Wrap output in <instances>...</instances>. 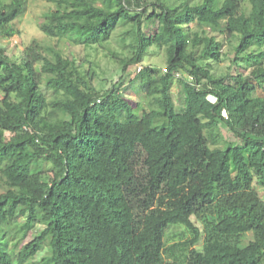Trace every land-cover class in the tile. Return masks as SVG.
I'll return each mask as SVG.
<instances>
[{
  "label": "trees",
  "instance_id": "1",
  "mask_svg": "<svg viewBox=\"0 0 264 264\" xmlns=\"http://www.w3.org/2000/svg\"><path fill=\"white\" fill-rule=\"evenodd\" d=\"M50 1L49 39L128 53L111 50L120 79L105 88L55 46L0 48V264H181L162 256L172 225L192 233L186 264H264V0ZM26 3L0 0V39ZM203 25L233 44L226 71L225 39ZM151 49L164 69L141 68Z\"/></svg>",
  "mask_w": 264,
  "mask_h": 264
},
{
  "label": "rangeland",
  "instance_id": "2",
  "mask_svg": "<svg viewBox=\"0 0 264 264\" xmlns=\"http://www.w3.org/2000/svg\"><path fill=\"white\" fill-rule=\"evenodd\" d=\"M8 3L10 0H4ZM248 6V5H247ZM54 4L50 0H27L26 10L17 20L14 21V27L19 31L18 34H15L13 37L0 39V48L6 49L8 54L17 59L21 58L24 53V49L33 43L35 40L39 41L41 44L55 46L56 48L61 49L66 56H73L77 59L79 63H83L86 68L91 66L90 63L95 64L100 78L105 79V88L111 87L114 82H117L120 79V75L117 71V63L111 56V50L114 53H121L127 55V48H123L119 40L115 38L111 43L110 50L104 51L101 50L99 53H93L86 50L82 46H75L71 42L64 40L62 42L57 40L49 39L40 29V24L43 22V16L50 10H53ZM200 31L205 30L208 35L215 36L219 41H223L226 37L219 31H214L211 27L203 25L199 27ZM256 50L257 47H254ZM223 52L225 54L224 62L221 65H215L217 72L226 71V67L230 63V59L234 53L233 44L227 42L225 39ZM165 54L164 51L158 49H151L149 54L145 57L141 68L144 66H155L160 69H164L166 66ZM234 73L241 72V69L235 67L233 69ZM133 82L130 85L129 81L126 82L125 88L127 89L124 94L127 99H131L132 103L136 105V102H139L142 99V95L137 93L138 82L136 80V75L133 73ZM173 91L175 93V101L179 107L183 106L184 94L178 83L173 86ZM136 92V93H135ZM140 93V92H139ZM1 98V97H0ZM143 102H141V105ZM145 103V102H144ZM140 108V107H139ZM222 134L225 141L233 142L235 141L234 136L226 129H222ZM224 146V142L220 145ZM258 192L264 201V189L258 188ZM196 221V219H194ZM23 221V220H21ZM198 224V223H197ZM202 229V235L200 242L195 246L197 249H202L203 241L205 237L204 227L199 223L198 224ZM42 227L38 226L36 230H41ZM243 244H247L252 238L250 234ZM33 238V233L27 235L22 246L23 247L27 242ZM192 233L184 225H172L170 226L166 233L164 239V249L162 256L164 260L167 261H177L181 264H186L188 261V256L190 251L193 249V246L190 244L192 239ZM13 242V241H12ZM12 246V244H11ZM49 247H45L37 256L36 261H40L41 258L49 255Z\"/></svg>",
  "mask_w": 264,
  "mask_h": 264
}]
</instances>
